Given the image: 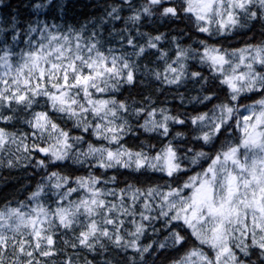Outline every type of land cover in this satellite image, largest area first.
I'll use <instances>...</instances> for the list:
<instances>
[{"label":"snow or ice","instance_id":"1","mask_svg":"<svg viewBox=\"0 0 264 264\" xmlns=\"http://www.w3.org/2000/svg\"><path fill=\"white\" fill-rule=\"evenodd\" d=\"M75 6L0 0V264H264V0Z\"/></svg>","mask_w":264,"mask_h":264},{"label":"trees","instance_id":"2","mask_svg":"<svg viewBox=\"0 0 264 264\" xmlns=\"http://www.w3.org/2000/svg\"><path fill=\"white\" fill-rule=\"evenodd\" d=\"M74 2L76 4L75 8L70 9L68 13L67 19L69 23H83L89 17L99 16L101 11L98 6L102 5L104 0H74ZM11 3L13 4V7H15L17 0H11ZM84 5L89 6L85 7ZM240 43V40H234L232 41V46H240ZM125 95H127V93H125ZM133 95H136V93L133 92ZM169 100L171 101V96H169ZM170 106H178V103L176 101H171ZM191 108L192 106L188 105L186 110L191 111ZM132 143H134L133 139L129 138V144ZM78 174L83 173L80 172ZM29 183L30 177L23 169H0V193L2 194L10 195L18 193L20 190H22L23 186L29 185ZM20 198L23 197L21 196ZM0 199H2V196H0Z\"/></svg>","mask_w":264,"mask_h":264}]
</instances>
